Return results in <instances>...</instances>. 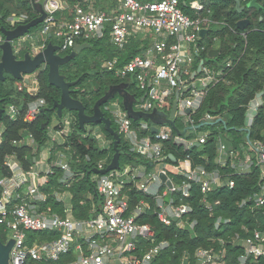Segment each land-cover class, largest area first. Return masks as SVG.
I'll list each match as a JSON object with an SVG mask.
<instances>
[{
    "label": "built area",
    "instance_id": "built-area-1",
    "mask_svg": "<svg viewBox=\"0 0 264 264\" xmlns=\"http://www.w3.org/2000/svg\"><path fill=\"white\" fill-rule=\"evenodd\" d=\"M112 1L116 6L109 12L86 10L82 6H76L70 19L58 20L57 13L67 7V4L64 5L59 0H47L44 4L47 15L39 34L42 37L54 34L60 41V50L65 51L72 50L78 41L84 43L104 37L107 24L110 25V41L119 49H124L131 39H148L150 44L143 55L132 57L122 68L118 66V58L108 60L103 63V68L116 71L122 78L131 75L136 80L138 88L144 92V100L136 106L144 113L156 110L161 113L168 111L169 114L172 100L179 90L177 117L174 121L179 118L188 128H195L198 124L192 115H196L201 109L210 87L219 83L224 75L222 70L204 64L201 75L196 76L200 73L197 70L192 71L195 56L204 50L199 44V32L204 28V23L208 22L207 18H193L186 14L181 8L180 0ZM204 6L203 3L196 2L192 7L199 12L205 9ZM28 19L27 14H21L10 17L8 23L11 28H16L25 24ZM27 38L28 36L18 39V45L21 46ZM20 51L21 49L17 48L15 53ZM36 75L35 73L28 76L29 85H33L26 86L30 95H34L37 90ZM186 75L190 77L187 78ZM23 84L19 85L20 90L24 89ZM45 107L46 101L43 98L32 101L24 113L23 120L28 124L35 122ZM108 109L119 126V132L131 143L133 151L154 162V170L145 174L142 167L128 168L125 171L111 170L98 176L97 191L103 199L102 207L96 216L78 220L72 216L71 209H68L67 216L63 217L52 213L51 206L43 207L48 201V194L42 191V187L50 183L51 176L55 174V166L65 173L63 183L73 179L74 172L65 153H58L57 160L52 162L47 158L46 170H42L37 162L36 166L28 171L19 164L16 155H9L5 165L12 171V175L0 180V224L7 233L6 242H14L9 264H57L67 259L63 264H153L161 252L170 247V243L167 240L157 242L154 228L139 221L146 213L143 201L134 210L130 209L127 197V191L131 190L130 184L156 198L160 208L158 217L162 223L170 226L175 221L179 228L189 227L191 230L197 224L196 220L185 219V216L193 212L191 205H176L173 199L166 202L167 195L181 192L183 197H191L193 187L199 185L200 202L205 204L209 212H213L214 206L208 200L209 193L222 186L231 190L235 187L233 179L224 178L218 169L211 170L205 165H195L190 155L180 158L175 156L176 162L172 167L166 163L169 156L165 152V142L177 137L185 140L177 136L174 125H158V132L151 135L147 133L153 125L142 120L138 126H134L132 119L118 101H113ZM187 109H190L189 113H186ZM258 109L259 107L256 108L257 112ZM18 113L15 106L8 108L11 117H16ZM215 118L207 113L202 121H212ZM1 135L2 131L0 141ZM209 137V133H203L190 139L186 137L185 141L189 148H192L197 143L200 146L206 144ZM216 143L215 162L221 168L231 167L236 169L237 173L249 172L254 166V157L249 151L255 149L258 152L255 158L264 176V143L250 142V148L247 150L228 146L220 137ZM14 144L34 147V135L28 133L25 138L14 141ZM168 168L185 178L181 185H176L168 176ZM99 169L105 168L99 164ZM161 174L166 175L165 181L161 179ZM167 181H171V187ZM163 185L167 188L161 192ZM24 187H27L25 194L22 193ZM63 193L56 192V196ZM248 203V200H244L242 207L247 206L253 212V207ZM255 203L258 207L264 205V183ZM215 204H219V201ZM227 223L229 220L225 221V224ZM221 224L219 218L215 227L218 229ZM245 229L248 235L249 229ZM42 232L57 233V237L50 241L29 240V233ZM223 240L213 239V242L219 241L224 248L228 241ZM231 243L244 246V259L249 256L255 260L264 257V236L257 230L253 231V236H246V239L236 234ZM227 252L226 248L220 251H216L214 247L200 248L196 252L199 259L197 264H228ZM181 264L191 263L186 260Z\"/></svg>",
    "mask_w": 264,
    "mask_h": 264
},
{
    "label": "trees",
    "instance_id": "trees-1",
    "mask_svg": "<svg viewBox=\"0 0 264 264\" xmlns=\"http://www.w3.org/2000/svg\"><path fill=\"white\" fill-rule=\"evenodd\" d=\"M198 1L206 5L203 11L197 12L193 9V4ZM180 2L182 10L193 18L201 16L212 20L210 33L199 40L200 46L206 49L195 56L192 71L197 69L201 59H203L213 69L224 68V76L222 77L223 80L210 87L201 109L196 115H192L196 123L202 125L190 129L187 138L190 139L203 133H209L210 137L207 143L199 147L193 146L185 149L183 145L171 140L165 142V152L168 156L169 153H172L177 158L190 155L195 165H205L209 169H218L224 178L233 179L235 187L231 190L222 186L214 188L209 193L208 200L214 206L213 212H209L205 204L200 202L201 189L198 187L199 185L193 187L191 197L185 198L181 192L171 193L165 197L166 202L173 199L176 205L182 203L191 205L193 212L185 216V219L197 221L193 230L189 229V227L181 229L175 221L170 226L162 223L158 217L160 208L157 205L156 198L138 190L133 184L129 185L131 190L127 191L130 209L134 210L143 201L146 206V213L142 215L139 221L148 223L154 228L157 242L167 240L170 243V247L163 250L153 264H181L186 260L191 264H197L199 263V259L196 257L197 250L200 248L210 249L211 247H214L216 251L226 248L228 251V264H264V257L255 260L252 256H249L244 259L242 257L244 246L231 243L232 237L236 234L246 239V236H253L254 230L264 236V205L258 207L255 203L257 194L261 192L264 183L262 170L255 158L258 154L257 150L252 149L249 151L254 157V166L249 172L237 173L236 169L231 167L224 169L215 168L217 166L215 162L217 154L216 142L219 137L224 138L228 146H233L240 150L250 148V142L259 141L264 143V98L252 125L248 127V130H244L247 126L245 124L247 105L259 92L264 91V0L259 1V8H248L249 11H252V16L256 18L253 19L250 16L252 24L245 29H240L237 26V22L247 16V12L239 13L232 0H213L210 4H207L205 0H180ZM66 3L67 7L60 10L56 15L58 20L70 19L72 10L76 6H82L86 10H104L108 12L116 6L112 0H66ZM247 3L248 1L244 5ZM24 13L29 17L27 22L38 17V12L33 6L32 0H0V35H2V27L7 29L11 27L8 23L10 17L20 16ZM260 16L262 20H259ZM40 27L41 25L32 29L30 33L34 34L35 37L39 36L38 30ZM109 31L110 25L107 24L104 37L88 41L91 44L90 47L60 66V73L67 81H77V84L71 87V96L84 104L85 113L88 115L93 114L97 101L104 97L113 86L127 84L126 90L134 97V105L142 102L144 96V92L138 88L136 80L131 75L122 78L117 75L116 71L105 70L103 63L118 58V66L122 68L132 57L143 55L149 47V40L137 37L131 39L124 49H119L111 43ZM27 42L23 44L18 54L20 57H23L27 52H31L34 46L30 40ZM78 42L82 43L81 41ZM49 43L58 45L60 49V41L54 34L46 36L44 39L40 37L36 42L38 46H46ZM215 48L218 49V54L215 57H210V50ZM73 49L66 51L61 49L60 53L61 55H67ZM228 63H231L230 66H227ZM47 74V68H41L37 72L38 85L34 95H30L26 87L29 85L28 82L25 80L22 82L18 81L11 74L6 73L5 79L0 81V108L4 109V113L0 118V131H2L0 141V180L12 175V171L5 165L9 155H16L19 164L24 170L28 171L36 166L40 152L51 143L48 134L49 129L52 120L59 117L57 110L48 109L52 108L56 101H60L61 91L49 84ZM198 75H201V73L196 76ZM185 77L189 78L190 75ZM22 83H24L25 87L20 90L19 85ZM121 97V94L116 93L113 98L101 106L104 115L111 119L112 128L121 138L117 145V149L120 150V167L114 170L125 171L128 168L142 167L145 174H148L154 170L155 163L133 151L131 143L119 132V126L108 109L115 99H120V103L123 104ZM39 98H43L46 101V107L35 122L28 124L23 120L24 113L29 104ZM175 99L172 100V106ZM11 106H15L19 111L16 117H11L8 114V108ZM207 113L216 118L212 121H202V118ZM67 116L71 122L70 128L72 131L66 137L63 145L54 143V148L48 161L57 160L58 152L65 153L75 177L70 182L63 183L62 180L65 178V173L60 167L55 166L53 168L55 174L51 176L50 183L42 187V191L48 194V201L43 207L51 206L52 213L60 214L63 217L67 216L68 209H71V214L74 218L85 220L96 216L102 207L103 199L97 191L98 176L102 174L97 171L100 170L99 164L107 168L112 163L116 149L114 147V138L103 123L88 124L85 128H82L75 111L64 109L63 118L59 120L61 127L56 126L55 130L65 126L64 119ZM131 119L134 126H138L142 120L148 121L151 125L154 123L145 117ZM47 121L49 122L43 127ZM98 126H101V133L106 139L111 141L107 146H102L97 136L90 129ZM176 127L179 130L184 129V125L179 118L176 120ZM152 129L153 127L147 134H155ZM28 133L34 135V147L26 144H14V141L25 138ZM166 163L171 167L175 165V162L170 157L167 158ZM167 174L176 185H181L182 181L185 180L183 176L171 168H168ZM166 188V185H163L161 192ZM26 191L27 187H24L22 193L25 194ZM56 192H67L71 194V197L68 196L63 201H59L56 198ZM1 194L2 187L0 186V197ZM244 200L249 201L248 205L253 207V212L247 206L242 207ZM217 201H219V204L216 205ZM219 218L222 224L217 229L215 222ZM226 220H229V223L225 224ZM246 227L249 229L248 235ZM56 235L57 233L50 232L29 233V240L31 242L35 240L50 241L55 239ZM213 239H224L228 242L225 243L223 248L219 241L213 242ZM0 241L4 243L7 241V233L1 224ZM143 244H146V242H143ZM67 260H62L57 264H63Z\"/></svg>",
    "mask_w": 264,
    "mask_h": 264
},
{
    "label": "water",
    "instance_id": "water-1",
    "mask_svg": "<svg viewBox=\"0 0 264 264\" xmlns=\"http://www.w3.org/2000/svg\"><path fill=\"white\" fill-rule=\"evenodd\" d=\"M234 1L236 2L239 11L243 12L246 7L241 5L240 0ZM257 6L258 0H251L247 4V7ZM35 7L37 8L39 15L32 21L26 24L18 25L14 29H7L4 27L1 28V34L4 37V41L0 45V81H3L5 79V74L8 73L13 75L18 81L25 80L26 82H29L28 76L38 72L41 68H47L49 84L57 87L61 91L60 101H56L53 107L48 110H57V113L59 114L60 118L64 109H67L69 111H75L77 113L79 124L82 128H85V126L88 124L103 123L105 128L109 131L110 134H112L114 138V147L116 149L114 159L107 168L98 170L97 172L99 174L103 175L111 170L120 167V150L117 149V145L119 144L121 138L120 135L112 128L111 119L107 118L101 109V106L107 103L111 98H113L116 93L121 94L124 98L123 104L127 110L128 115L131 118L137 119L140 117H145L157 124L170 123L174 125V118L178 106L179 90L176 91V99L173 102L170 118L168 119H163L162 113L160 114L156 110L152 113L135 111L133 109L135 99L130 93H128V91H126V84L113 86L104 97L97 101L94 106L93 114H86L84 104L80 100L75 99L71 96V87L75 86L77 84V81H67L65 77L60 73V66L75 58L84 49L90 47V43L76 44L74 46L73 51L67 55H61L59 46L53 43H49L48 45L42 47V49L38 52H27L23 57H20L14 51L13 42L24 37L25 35L30 34L31 30L41 25L46 18L47 14L44 11L43 4L36 3ZM249 23V19H242L237 22V26L240 29H245ZM199 33L201 37H204L207 33V30L201 29ZM49 36H51V34ZM216 53L217 50L215 49L210 51L211 56L215 55ZM203 64L204 62L202 61L198 67V73L201 72ZM263 95L264 91L259 92L256 97L250 102L249 109L246 114V125L248 127L252 125L253 119L257 114L256 108L262 105L263 103ZM142 100H144V98ZM189 112L190 109H187L186 113ZM3 113L4 109L0 108V118L2 117ZM48 122L49 121H47L43 125V127ZM201 125L202 124L197 125V127ZM190 128L192 129V127ZM152 130L155 133L158 132V129L156 127H153ZM175 142L179 145H183L186 149L190 147L185 140L180 139L179 137L175 139ZM195 146L199 147L200 144L197 143L195 144ZM169 157L173 162H176V157L173 154H169ZM166 178V175L161 174V179L163 181H165ZM167 184L169 187H171V181H167ZM13 244V240L8 241L7 243L0 241V264H9L10 251Z\"/></svg>",
    "mask_w": 264,
    "mask_h": 264
},
{
    "label": "crops",
    "instance_id": "crops-1",
    "mask_svg": "<svg viewBox=\"0 0 264 264\" xmlns=\"http://www.w3.org/2000/svg\"><path fill=\"white\" fill-rule=\"evenodd\" d=\"M46 1L47 0H32V2H33V6L35 7V4L36 3H41V4H43V6H44V4L46 3ZM59 1H61V3H63L64 5H66L67 3H66V0H59ZM206 1V3L207 4H210L211 3V1H213V0H205ZM224 1H227V0H224ZM232 1H234V0H232ZM241 1V5L242 6H245L246 8H245V10L243 11L244 13L245 12H247L246 13V15L247 16H245V17H243L242 19H249L250 20V23L247 25V27L249 26V25H251L252 24V19H250V16L253 18V19H255L256 17H254V16H252L253 14H252V11H249V9L248 8H251V7H247V4L251 1V0H246V1H248V3L246 4V5H244V3L246 2V1H243V0H240ZM260 0H258V6H257V8H259L260 7V2H259ZM199 3H202V2H200V1H198ZM234 3H235V5H236V9L239 11V9H238V7H237V4H236V2L234 1ZM203 5H205L204 3H203ZM206 6V5H205ZM204 6V7H205ZM65 8H66V6H65ZM65 8H63V9H65ZM206 8V7H205ZM35 9L37 10V8L35 7ZM37 12H38V10H37ZM243 12H240L239 11V13H243ZM24 14H26V13H24ZM39 15V14H38ZM207 18V20H208V22H206V23H204V28L203 29H206L207 30V33L205 34V36H207L209 33H210V29H211V22H212V20H209V18L208 17H205V19ZM241 19V20H242ZM259 20H262V17L260 16L259 17ZM217 23H219L218 21H217ZM41 27H42V24H41ZM41 27H40V29H41ZM11 28V27H10ZM40 29L38 30V31H40ZM28 36V38L25 40V42H27V41H31L33 44H34V46H33V48H32V50L31 51H33V52H38V51H40L41 49H42V47H44L45 45H43V46H38L37 44H36V42L38 41V39L41 37V39H44V37H42V35H40L39 34V36H37V37H35V35L34 34H28L27 35ZM204 36V37H205ZM35 37V38H34ZM3 41H4V37L2 36V35H0V45H1V43H3ZM24 42V43H25ZM23 43V44H24ZM28 43V42H27ZM19 44V42H18V40H16V41H14L13 42V47H15L16 49L18 48H20V49H22L21 47L23 46V44H21V46L20 45H18ZM17 45V46H16ZM19 46V47H18ZM16 49H14V51H16ZM206 48H204V50H205ZM213 50V49H212ZM215 50H217V53L215 54V55H213V56H211L210 55V53H209V56L210 57H215L217 54H218V49H216L215 48ZM211 51V50H210ZM19 53V52H18ZM204 62V65H207V66H210V65H208V64H206L205 63V60H203V59H201V62ZM200 62V63H201ZM200 65V64H199ZM199 67V66H198ZM198 67H197V71H198ZM218 70H222L223 72H224V68H222V69H218ZM224 76V75H223ZM222 80H223V78H222ZM22 82V81H21ZM20 82V83H21ZM33 84V83H32ZM33 85H31V83H30V85L28 86V87H32ZM127 84H126V88H127ZM36 87V86H35ZM127 91V90H126ZM129 93V92H128ZM122 98V103H123V101H124V98L123 97H121ZM264 98V95L262 96V99ZM115 101H118V103H119V105L121 106V108L122 109H125V111L127 112V110H126V108H125V106H124V104H121L120 103V99H115ZM252 101V100H251ZM250 101V102H251ZM249 105H250V103L247 105V111H248V109H249ZM133 109L135 110V111H138V112H141V111H139V109H137V106H136V104L134 105L133 104ZM155 111V110H154ZM153 112V111H152ZM158 113H160L161 114V112H159V111H157ZM170 112H169V114H168V111H164V113H162V117H163V119H168V118H170ZM58 117L59 118H55L56 119V121H54L53 122V120H52V123H51V126L53 127V129L55 130V126L57 125V123H59V120H60V116H59V114H58ZM175 117H177L176 116V114H175ZM69 120V118H68V116L64 119V121L65 122H67ZM181 123L184 125V129L183 130H179L177 127H176V121H174V127L176 128V130H177V136L179 135V136H181L182 138H184L185 140H186V137L189 135V132H190V129L191 128H188L186 125H185V123H183V121H181ZM168 124V123H167ZM170 124V123H169ZM246 124V123H245ZM158 125H161V124H157V123H153V127H156L157 129H158ZM246 126V125H245ZM192 128H194V127H192ZM249 128H248V126H246L245 128H244V130H248ZM55 131H58V130H55ZM224 142H226V140L223 138L222 139ZM175 156V155H174ZM217 164V163H216ZM217 167H220L221 168V166H219L218 164H217V166L215 167V168H217ZM212 170V169H211ZM159 203V202H158Z\"/></svg>",
    "mask_w": 264,
    "mask_h": 264
},
{
    "label": "rangeland",
    "instance_id": "rangeland-1",
    "mask_svg": "<svg viewBox=\"0 0 264 264\" xmlns=\"http://www.w3.org/2000/svg\"><path fill=\"white\" fill-rule=\"evenodd\" d=\"M61 118H63L62 115H61ZM54 121H56L55 118L53 119V122ZM70 123L68 124L67 122H64L65 126L63 128H61V129H59L58 131H55L52 126L50 127L48 134L50 136L51 143H50V145L48 147H46L45 149H43L40 152L39 159H38L39 167L42 170H46V168H47V166H46L47 158H50V156H51L52 149L54 148V143H57L58 145H63L65 143L66 137L69 135L70 131H72L71 128H70V126H71ZM56 126H58L59 128L61 127L59 125V123H57ZM90 129H91L92 133H94L97 136V138H98V140H99V142H100V144L102 146H107L108 144H110L111 141L106 139V137L101 133V126H98V127H95V128H90ZM67 130H70V131L68 132ZM65 133H66V135H65ZM247 138H248V136H247ZM58 153H60V152H58ZM73 175H74L73 176V178H74L75 174L73 173ZM68 196L71 197V194L67 193V192H64L61 195H57L56 198L59 201H63ZM223 241L225 242V240H223ZM236 245L239 246V244H236Z\"/></svg>",
    "mask_w": 264,
    "mask_h": 264
},
{
    "label": "clouds",
    "instance_id": "clouds-1",
    "mask_svg": "<svg viewBox=\"0 0 264 264\" xmlns=\"http://www.w3.org/2000/svg\"><path fill=\"white\" fill-rule=\"evenodd\" d=\"M26 23H28V22H26ZM26 23H25V24H26ZM42 24H43V23H42ZM9 29H14V28H9ZM49 35H50V34H49ZM49 35H48V36H49ZM25 36H27V35H25ZM25 36H24V37H25ZM84 43H88V42H84ZM78 44H81V43H78ZM18 54H19V53H18ZM18 54H17V55H18ZM34 74H35V73H34ZM36 74H37V72H36ZM22 81H24V80H22Z\"/></svg>",
    "mask_w": 264,
    "mask_h": 264
},
{
    "label": "bare ground",
    "instance_id": "bare-ground-1",
    "mask_svg": "<svg viewBox=\"0 0 264 264\" xmlns=\"http://www.w3.org/2000/svg\"><path fill=\"white\" fill-rule=\"evenodd\" d=\"M175 128V127H174ZM157 133V132H156Z\"/></svg>",
    "mask_w": 264,
    "mask_h": 264
}]
</instances>
